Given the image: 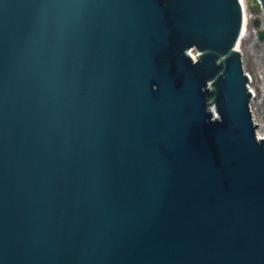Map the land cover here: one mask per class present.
I'll return each instance as SVG.
<instances>
[{
    "label": "water",
    "instance_id": "95a60500",
    "mask_svg": "<svg viewBox=\"0 0 264 264\" xmlns=\"http://www.w3.org/2000/svg\"><path fill=\"white\" fill-rule=\"evenodd\" d=\"M244 24L241 0H0V264H264Z\"/></svg>",
    "mask_w": 264,
    "mask_h": 264
},
{
    "label": "rangeland",
    "instance_id": "374dc122",
    "mask_svg": "<svg viewBox=\"0 0 264 264\" xmlns=\"http://www.w3.org/2000/svg\"><path fill=\"white\" fill-rule=\"evenodd\" d=\"M250 1L248 3L250 5ZM255 14L248 19V23L244 36L241 38L240 49L242 51V58L245 70L251 75L250 85L254 91V100L256 107V116L261 124V132L264 133V40L259 41L256 32L252 29L255 16L259 19V24L264 27V14L261 8L256 3L253 5Z\"/></svg>",
    "mask_w": 264,
    "mask_h": 264
},
{
    "label": "bare ground",
    "instance_id": "6f19581e",
    "mask_svg": "<svg viewBox=\"0 0 264 264\" xmlns=\"http://www.w3.org/2000/svg\"><path fill=\"white\" fill-rule=\"evenodd\" d=\"M243 1H247V3H245V5H243V7H244V13H245V24H244L243 32H242V35H241V37H240V39H239V44H238V49H239L240 52H241V57H242V51H241V49H240L241 38L244 36V33H245V30H246L247 24H249V23H248V19H249V18L251 19V16H249V15H253V14L251 13V11H252L251 9L254 8L253 5H249L248 0H243ZM257 4H258V6L261 8L262 13L264 14V10H263L262 7L260 6L259 2H258ZM252 20H254V21H253L254 24H253L252 29L256 32V35H257L258 40H259V41H263L264 39L261 40V39L259 38L258 32H259V30L264 29V27H261V26H260V24H259V20H255V19H252ZM255 21L257 22L256 24H255ZM242 60H243V58H242ZM248 88H250L251 91H252V97H251V101L249 102V104H250V108H251V111H252L253 120H254L255 122L259 123L258 118H257V116H256V111H254V110H255V106H254V104H253V100H254V94H253V93H254V91H253V89H252V87H251V85H250V80H249V82H248ZM259 134H260V135H264V133H262L261 131L259 132Z\"/></svg>",
    "mask_w": 264,
    "mask_h": 264
},
{
    "label": "clouds",
    "instance_id": "9594fccd",
    "mask_svg": "<svg viewBox=\"0 0 264 264\" xmlns=\"http://www.w3.org/2000/svg\"><path fill=\"white\" fill-rule=\"evenodd\" d=\"M220 119L222 120V117Z\"/></svg>",
    "mask_w": 264,
    "mask_h": 264
}]
</instances>
